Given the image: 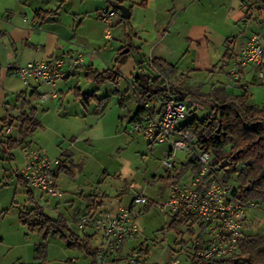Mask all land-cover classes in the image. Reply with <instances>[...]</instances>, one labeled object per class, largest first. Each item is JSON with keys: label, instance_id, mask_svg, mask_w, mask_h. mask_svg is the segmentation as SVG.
I'll list each match as a JSON object with an SVG mask.
<instances>
[{"label": "crops", "instance_id": "1", "mask_svg": "<svg viewBox=\"0 0 264 264\" xmlns=\"http://www.w3.org/2000/svg\"><path fill=\"white\" fill-rule=\"evenodd\" d=\"M57 1L0 0V119L7 116L17 117L22 103L26 112L34 111L37 120L40 112L52 111L58 119L62 120L58 123L70 121L69 128H73V131L68 137L69 147L62 151L60 155L58 154L59 156L51 158H59L61 161L67 159L66 165L69 174L60 173L56 179L57 184L62 187V190L66 193L65 196H70L72 193L78 194L76 198L81 200L78 201L79 206L86 208L87 200L85 197L95 194L82 190L83 188L85 190L89 189L86 188L88 179H81V176H85L94 159L104 156L102 151L105 152V148L97 149L96 142L106 144L105 139L107 137L111 138L109 128L113 127L114 129H112L115 131L118 127V120L125 118L128 123L139 111V96L138 100L135 96V91H138L137 76L145 78L146 76L159 74V71L150 66V59H163L168 64L175 66V70L168 72L166 75L168 84L170 77L175 76V74H183L187 75L189 79L187 80L188 83L183 81L181 84L195 87L194 89L198 91V94H208L213 89H220L226 94L239 95L243 91L242 86H247L250 92L249 103L258 106L257 101L260 103L259 106L264 105V65L260 67L250 65L243 67L236 85L232 88L224 87L227 81L225 73L231 55L243 46L252 32H259L264 36V9H262L264 8V0H209L210 5H205L206 0H191L187 9L184 7L178 15L171 17L170 25L173 27L171 26L166 31L167 33L161 34L163 28L156 29L158 41L149 57H146L144 46L140 50V55L143 57L131 54L129 47L132 48V46L126 45L125 42V28H122L120 33H114L111 29L105 28L98 17V12L112 6L106 0H96L97 4L87 9L84 7L87 0H66L58 7L56 5ZM151 1L146 0L142 5L147 6ZM201 1H204V4L200 7L196 6V3H201ZM194 4L196 6L195 10L198 8L203 11L213 8L214 12L205 20L201 17L200 20L198 19L194 23L190 20V13L186 14ZM129 7H131L130 18H132L134 7ZM47 10H52L53 13L44 17H39L36 14L38 11ZM246 18V22L243 23L242 20ZM115 21L117 20L113 19L112 26ZM185 27L186 31L189 28L188 32L185 31L188 35H182L185 39L186 48L179 55L177 61L166 59L164 57L165 40L174 39L172 40L174 42L176 37H179V32H182ZM142 31L145 32V30H138V33L135 30L132 32L135 35L137 33L143 41L144 38L140 37ZM228 47L231 48L229 54L226 53ZM125 48H128L127 52H123ZM78 55L82 56L81 65L66 67V76L54 86L38 83L33 79L24 81L11 75L6 68L9 62L17 66L51 56H64L69 59ZM178 60H184L182 67L178 66ZM140 61L142 62L140 63ZM106 69L112 71L113 76L116 78L115 81L106 79L98 82L93 79L94 75ZM103 87H105V91H103ZM175 87L180 89L179 85H175ZM19 94L20 96H18ZM83 96H87V100H84ZM134 99H136L135 102ZM252 99L256 101L251 103ZM130 101L135 103V110L132 113L128 111L124 114ZM149 106L153 115L158 118L161 101L155 98L149 102ZM112 113H114L113 116ZM183 119L178 122L177 127L185 122ZM33 134L27 139L30 146L34 145ZM1 135V141L9 138H1ZM147 143L151 147L156 144L149 141ZM37 149L48 156L45 148L38 146ZM16 151L20 155L22 163L18 148L11 151L13 156L11 160H15L14 152ZM168 151L169 144L167 143L164 155ZM6 156L8 157L7 154ZM76 156H79L78 159H76ZM177 156L171 176H179L177 181L181 184H187L194 173L189 165L190 156L183 152ZM18 165L16 164L15 167ZM100 166L97 167L95 176H98L101 172L103 174L111 172L106 167L100 169V171ZM161 168L165 169L163 165ZM161 168H158V171ZM99 171L100 173H98ZM166 173V170H164L161 175L159 174L163 177L160 178L161 181L168 180L165 178ZM63 176L70 177L74 181L72 190L63 187ZM78 190L82 192H78ZM167 190L166 187L163 193L164 198H166ZM95 195L106 196L102 205L98 208L107 212H114L119 206H129L132 200L131 196L130 200L123 199L122 202H117V200L104 193ZM42 199L49 200L47 197H42ZM73 203L74 206L77 205L74 201H72ZM63 207L62 205L58 207L63 210L58 213L65 215L66 218ZM141 208L142 206L138 208V212ZM171 216L172 214L169 215L170 219ZM193 230V235L186 232L184 235L182 234L181 238L187 241L193 236L208 237L199 220L194 222ZM99 237L102 242L100 234ZM145 240L139 238L132 246H129L130 240L125 242L123 252L135 247L134 245L137 244L141 245L139 249H147V243L143 247V243L145 245L143 241ZM182 246L179 245L173 248L171 254H180ZM147 255L143 254L144 257ZM181 256H184V254H181ZM89 261L90 258L84 261L85 263L79 264H88Z\"/></svg>", "mask_w": 264, "mask_h": 264}, {"label": "rangeland", "instance_id": "2", "mask_svg": "<svg viewBox=\"0 0 264 264\" xmlns=\"http://www.w3.org/2000/svg\"><path fill=\"white\" fill-rule=\"evenodd\" d=\"M65 1L66 0H58L56 3L57 7L61 6ZM95 1L96 0L85 1L84 7H86V9L93 7L97 4ZM122 1V4L128 7H134L132 18L122 20L120 12L118 11L113 18L117 21H115L112 27H108L105 23L101 22L104 24L105 28H110L114 33H120L121 29L125 28V42L126 45L132 46L131 54L141 56L140 50L141 47L144 46L143 49L146 53V57H149L158 41L156 29L163 28L165 31L163 30L164 32L162 31L161 34L168 31L172 26L170 25L171 17L173 15H178L184 7L187 9L191 0H152L147 6L144 4L142 5L146 0ZM206 1L205 5H210L208 3L209 0ZM203 4L204 1H201V3H196V6L200 7ZM196 6L195 4L192 5L186 12V14L190 13V20L192 22L198 19L200 20L201 17L205 20L206 17L211 16L213 14L212 12H214L213 8L203 11L202 9H200V11L198 8L195 10L194 8ZM246 20L247 18L242 20V22L244 23ZM113 27L114 29H112ZM188 29L186 31V27L183 28L182 32H179V37H176L174 42H172L174 39L165 40L166 49L164 57L166 59L177 61L179 55L186 48L185 39L182 35H188L186 34V32L189 31ZM133 30L137 33L138 30H145V32L142 31L140 34V37L144 38L143 41L138 37L137 33L135 35V33L132 32ZM253 34H260L262 36L259 32H252L250 36ZM262 38H264V36H262ZM183 61L184 60H178V66L182 67L184 65ZM229 66L230 62L228 64V67ZM188 79L187 75L175 74V76L169 78V84L174 86L179 85L180 89L189 91L188 95L195 98L194 95L198 94V91L194 89L195 87L181 84L183 81L188 83ZM103 91H105V87H103ZM135 96L138 100L137 90L135 91ZM135 100L136 99H134V102ZM195 100L200 104V108L188 110L183 119L184 121H187L193 116L202 118L209 113L207 107L202 106L198 99L195 98ZM255 101V99H252L251 103ZM134 102L130 101L124 114L128 113V111H131V113L134 112ZM256 103L258 106L260 105L259 102L256 101ZM113 115L114 113H112V116ZM38 120L40 124L33 134L34 145L30 146V143L26 140L17 147L18 150L21 151V148L24 146L33 147L35 149L40 146L43 149L45 148L50 158L58 154L60 155L62 151L69 147L68 137L73 131V128H69L70 121L61 124L58 123V121L62 122V120L58 119L57 115L55 116L52 111L40 112ZM126 121L125 118L118 120V127L115 131L113 127L109 128V131H111V138L107 137L105 139L106 144L96 142L97 149L105 148L106 151H102L104 156L94 159L90 167H88L85 176H81V179H88L86 188L89 189L85 190L83 188L82 190L99 195L102 193L107 194L109 197L117 200V202H122L123 199L126 201L130 200L131 196L136 193L144 194L148 198L149 203L142 207L139 212L138 208L140 206L137 205L131 208L133 219L135 223L140 226L139 235L137 232L134 237L126 239L118 249L117 255L110 257L108 263L126 264V255L132 250H138L141 245H134L135 247L123 252L124 243L130 240L129 246H132L139 238H143L146 239L143 241L145 242V245L143 243V247L148 244L146 248L149 252L148 255L144 257L141 264H164L172 255L171 252L173 248L187 244L185 240H182V242L179 241L180 238L177 237L173 231H169L165 235L162 233L161 229L170 218L169 214H164L158 207V205L163 202V193L166 187L168 188L171 180L177 181L179 176L172 175L171 180H160V178L163 177L159 176V174L161 175L164 170H166L161 168V164L165 156L167 143L158 142L151 147L142 134L131 131L128 124L130 121L128 123ZM1 134V138H14L16 136V130L13 128L7 132L6 129H3ZM114 135L118 136L115 137ZM107 152H109V154H107ZM179 154H181V152H178L177 155ZM14 155L15 160L9 159L0 145V264H63L65 260L72 257V260L76 263H85L84 261L89 260V257H87L82 250L69 248L66 242L59 236L54 235L53 231H50L46 237L41 233L37 221L38 215L34 212L36 203L30 200L27 192L28 187L17 181V177L13 175L14 169L22 164L20 155L17 151L14 152ZM78 157L76 156V159H78ZM16 164L19 165L15 167ZM99 165H101L99 170L106 167L108 171L111 172L103 174V172L100 173V170L98 172L100 174L95 176ZM158 168H161V170L158 171ZM166 172H169L170 175L173 174L172 170H166ZM218 176L221 179L228 177L229 183L232 186H237V174L233 170L225 169L219 172ZM73 182L74 181L70 177L63 176L62 185L65 189L72 190L74 185ZM57 188L60 191V195L50 197L48 201L33 195L35 201L44 208L46 213L53 217H56L59 214L58 212L63 211L58 207L60 205L64 206V214H66V219L70 227L79 235H90L92 238L90 246L97 250L98 247L102 246L103 242L100 240V233L95 231L90 223L85 224L81 229L78 227L81 217L87 214L86 208L78 205V201H81L76 198L78 194L72 193L70 196H65L66 193L59 184H57ZM80 191L81 190H78V192ZM72 201L77 203V205L74 206ZM244 210L245 220L243 228L245 234L258 235L264 238V203L250 202L245 205ZM186 232V226H184L182 228V234L184 235ZM174 236L176 237L174 238ZM39 246L41 247L40 250H42V253H40L41 256L39 258H35L37 253L36 248Z\"/></svg>", "mask_w": 264, "mask_h": 264}, {"label": "built area", "instance_id": "3", "mask_svg": "<svg viewBox=\"0 0 264 264\" xmlns=\"http://www.w3.org/2000/svg\"><path fill=\"white\" fill-rule=\"evenodd\" d=\"M117 12L116 8L108 6L99 10L98 17L111 27ZM81 62V55L69 59L64 56H51L17 66L9 62L6 68L11 75L24 81L33 79L38 83L54 86L66 76V67H77ZM249 65H264V39L260 34L250 36L243 46L231 55L224 87L235 86L240 79L241 69ZM140 108L138 117L128 123L129 128L142 134L151 143L169 144V151L162 159L166 170L174 168L178 152L189 156L194 154L201 166L197 173L191 175L187 184L171 180L166 198L158 207L164 214L174 215L183 209L197 216L208 237H190L187 244L182 246L181 253L171 255L164 264H222L221 260L236 255L238 244L244 238L245 205L232 195L233 186L224 183L223 179L211 171L210 152H197L193 134L177 127L186 112L190 108H200V104L191 95L179 96L167 92L161 101L158 118L151 112L148 102H140ZM13 128L16 130V139L17 123L4 129L8 132ZM20 153L22 164L14 169L13 175L25 182L38 198L60 195L57 180L51 174L59 159L49 158L29 146L21 148ZM148 203L149 200L144 194L136 193L132 196L129 206H119L114 212L98 208L95 212L81 217L78 223L80 229L90 223L101 235L103 242L96 250L97 264H109L110 257L117 255L118 249L126 239L134 237L137 232L139 235L140 228L133 219L131 208L137 205L144 207ZM143 259L140 249L132 250L125 257L126 264H141Z\"/></svg>", "mask_w": 264, "mask_h": 264}, {"label": "trees", "instance_id": "4", "mask_svg": "<svg viewBox=\"0 0 264 264\" xmlns=\"http://www.w3.org/2000/svg\"><path fill=\"white\" fill-rule=\"evenodd\" d=\"M107 3H123L122 0H106ZM252 7V6H251ZM131 10V7H129ZM117 10V9H116ZM53 13L52 10L37 12L39 17ZM123 20V18H122ZM131 50V47H129ZM231 48L228 47L226 53L229 54ZM142 61H140L141 63ZM150 66L159 71L158 75L146 76L142 78L137 76L138 96L142 103L150 102L153 99L162 101L167 92L175 93L179 96L189 94V91L180 90L170 85L166 81L168 72L175 70L174 65L168 64L163 59H150ZM96 81L106 79L114 80L115 77L110 69H106L93 76ZM242 93L239 95L226 94L220 89H213L208 94H195L202 106L209 109V113L202 118L191 117L180 125V130L190 131L194 138V146L197 152H210L212 159L210 162L211 171L218 175L219 172L229 169L237 174V186H233L232 195L234 198L246 205L250 202L264 203V105L256 106L249 103L250 92L247 86H242ZM20 96V94L18 95ZM87 100V96H83ZM194 110L193 108L189 109ZM141 108L135 114L138 117ZM0 135L4 128L13 127L17 123V138L9 137L5 141L0 140V145L9 159L13 156L11 151L24 143L38 128L40 122L36 119L34 111L26 112L21 103V109L17 117L7 116L0 119ZM66 160H59L52 171L54 179L58 178L60 173L69 174ZM190 169L197 173L200 170V163L197 157L192 154L189 160ZM165 178L172 179L169 172ZM17 181L25 182L16 178ZM228 182V177L223 179ZM30 200L36 203L34 212L38 215V223L41 233L46 237L50 231L59 236L66 242L69 248L82 250L90 258L88 264H97L96 248L89 244L90 235H79L69 226L66 218L62 214L56 217L50 216L42 206H40L27 188ZM105 195L97 196L95 194L87 195V214L95 212L103 203ZM199 218L189 214L186 210H179L171 216L170 221L161 229L165 235L173 231L179 241L182 242V228L186 226L189 235L194 234L193 225ZM244 231V228H243ZM201 238V236H197ZM41 247L36 248L35 258H39L42 253ZM144 255L148 254L147 249H140ZM222 264H264V238L258 235L245 234L244 238L238 244V253L228 259L221 260ZM24 264V263H20ZM35 264V263H30ZM63 264H79L72 259H67Z\"/></svg>", "mask_w": 264, "mask_h": 264}, {"label": "water", "instance_id": "5", "mask_svg": "<svg viewBox=\"0 0 264 264\" xmlns=\"http://www.w3.org/2000/svg\"><path fill=\"white\" fill-rule=\"evenodd\" d=\"M114 8H116L119 12L120 15L123 19H128L130 18L131 11L130 8L122 3H115L112 5ZM128 48H125L123 52H127Z\"/></svg>", "mask_w": 264, "mask_h": 264}]
</instances>
